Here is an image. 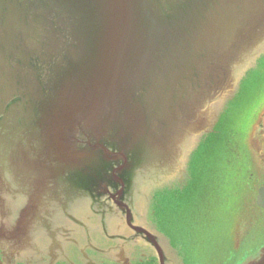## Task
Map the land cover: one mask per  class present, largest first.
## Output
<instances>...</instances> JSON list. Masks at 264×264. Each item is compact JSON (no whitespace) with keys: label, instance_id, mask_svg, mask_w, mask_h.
I'll return each mask as SVG.
<instances>
[{"label":"water","instance_id":"1","mask_svg":"<svg viewBox=\"0 0 264 264\" xmlns=\"http://www.w3.org/2000/svg\"><path fill=\"white\" fill-rule=\"evenodd\" d=\"M262 57L264 0H0V264H189L158 222Z\"/></svg>","mask_w":264,"mask_h":264},{"label":"rangeland","instance_id":"2","mask_svg":"<svg viewBox=\"0 0 264 264\" xmlns=\"http://www.w3.org/2000/svg\"><path fill=\"white\" fill-rule=\"evenodd\" d=\"M259 64L204 157L211 165L197 184L198 205L184 197L158 222L184 245L189 264H241L264 242V211L255 204L264 180V57Z\"/></svg>","mask_w":264,"mask_h":264}]
</instances>
